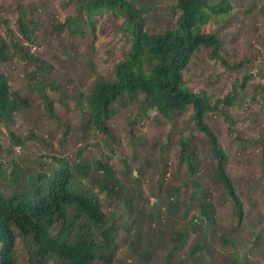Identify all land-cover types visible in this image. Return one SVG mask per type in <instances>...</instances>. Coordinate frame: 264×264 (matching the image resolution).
<instances>
[{
    "label": "trees",
    "instance_id": "1",
    "mask_svg": "<svg viewBox=\"0 0 264 264\" xmlns=\"http://www.w3.org/2000/svg\"><path fill=\"white\" fill-rule=\"evenodd\" d=\"M142 1H65L66 6L75 3V8L74 14L67 16L61 26L78 37L85 35V26H90V32L94 34L96 18L107 14L113 19H123L121 27L130 36L129 49L113 66V79L99 74L91 83L88 94L78 93L82 99L79 108L86 116L87 129L104 138L111 137L113 129L109 121L117 104H137L136 115L129 123L132 126L138 117L151 118L148 114L151 110L155 112L154 117L166 123L191 110L192 130L194 128L206 136V143L217 161L213 184L220 186L235 206L234 223L226 233L224 228L217 227L218 209L208 195L213 188H203L193 182L199 173L196 150H191L193 131L185 139L180 137L176 143L174 157L177 168L185 170L184 175L179 179L176 176L166 179L169 165L162 162L156 177L151 179L155 193L148 198H141L133 189L143 181L140 173L136 179L131 178L128 181L131 185H128L126 180L123 182L116 178V172L108 162L69 164L66 160L47 156V153L32 155L25 149V155H32L31 160H26V157L20 160L26 166L24 169L15 162L9 178L10 191L0 189V264H14L13 256L17 250L22 251L25 264H119L116 262L117 253L123 247L128 264H213L217 249L209 245V238L217 240L221 251L227 250L218 264L250 263L242 258L247 253L242 239L248 231L247 222H244V203L227 171L229 156L206 121L210 113H224L222 102L226 106L240 105L237 102L239 93L234 88V94L229 93L224 99L212 102L206 89L198 92L190 89L184 79V71L201 49L228 69L247 70L251 64V71L255 70L257 64L254 59L259 55L264 60V0H175V3L165 6L168 13L156 20L169 23L162 31L147 28L146 23L148 16L153 18L163 9L157 5L161 0ZM14 2L19 12L16 25L27 42L21 45L20 40L7 41L0 34V68L13 59L33 65L34 70L32 68L26 78L37 89L32 88L33 93H38L51 112L52 99L48 98L45 88L53 91L59 88L44 80L45 68L50 65L29 52V46L35 42L33 33L37 21L32 12L37 11V7L19 4L18 0ZM24 10H28L27 13ZM237 11L245 15L255 11L260 15L255 27L257 31L261 29L258 41L262 52L254 50L253 58H240L231 64L225 51L222 28L230 21H239ZM251 71H246L241 89L246 88L252 77L264 79V75L257 74L256 70ZM256 82L253 93L260 92L261 100L256 102L264 114V85L260 80ZM27 98L12 89L6 74L0 71L1 127L9 128L8 123L13 116L28 105ZM248 98L254 101L253 96ZM60 101L63 102L62 97ZM11 139L13 146H22L24 141L14 132ZM259 143L264 144V130ZM34 147V144L29 146ZM81 152V149L76 150L75 157L79 158ZM47 159L50 162H46ZM119 161L126 176H131L132 168L127 161L121 158ZM93 184L96 189H93ZM189 187L192 191L185 203L180 196ZM151 198L153 202L150 204L148 200ZM117 201L123 203L127 217L133 212L137 215L130 226L125 227L123 221H117V213L108 209L116 207ZM189 203L198 214L186 220L191 210ZM120 234L124 237L120 238ZM193 241L196 242L186 251ZM179 251L188 252L184 255V262L174 261Z\"/></svg>",
    "mask_w": 264,
    "mask_h": 264
},
{
    "label": "rangeland",
    "instance_id": "2",
    "mask_svg": "<svg viewBox=\"0 0 264 264\" xmlns=\"http://www.w3.org/2000/svg\"><path fill=\"white\" fill-rule=\"evenodd\" d=\"M65 1L18 0L19 4L30 5L32 8L37 7V11L32 12L34 20L37 21L33 33L35 42L33 46H29V52L38 57L42 63L50 65L45 68L44 80L58 87L59 90L53 91L45 88L48 98L52 99L50 113L38 93H33L32 88L37 90L35 85H32L26 78L27 73L32 68L34 70L33 65L13 59L1 66L0 71L6 74L11 88L17 90L23 97H28V105L23 108V111L13 116L12 121L8 123L9 128L1 127L3 124L0 123V189L10 191L9 178L15 162H18L24 169L26 168L24 162H20L22 158L26 157V160L27 158L31 160L32 155L47 153V156L57 157L60 161L66 160L69 164L76 162L94 165L97 161L108 162L116 172V178L123 182L126 180L128 185H131L128 181L131 178L136 179L140 173L143 175V181L139 187L133 189L139 193L141 198H148L155 193L151 179L156 177V172L162 162L166 161L169 165L166 179L174 176L179 179L184 175L185 170L181 167L177 168L174 157L176 143L180 137L185 139L193 131L191 150H196V165L199 170L193 182L203 188H213L208 195L213 206L218 209L216 225L224 228L226 233L235 221L233 215L235 206L226 193L222 192L220 186L213 184V180H216L214 172L217 161L214 160L211 148L206 143V136L194 128L192 130L194 120L190 117L191 110L188 109L181 117L168 123L154 117L155 112L151 110L148 113L151 118L138 117L132 126L129 123L136 115L137 104L131 106L117 104L114 109L115 114L109 121L113 129L111 137L104 138L87 129L86 116L82 115L79 108L82 99L78 97V93L80 91L88 94L91 83L99 74L113 79V66L129 49L130 36L125 34L121 27L123 19H113L107 14L94 19V34L90 32V26H85L83 28L85 35L78 37L67 27L61 26L67 16L74 14L75 8V3L66 6ZM147 2L148 0L142 1V3ZM172 3H175V0L158 2L157 5L163 9L159 10L153 18L152 16L147 17V28L156 29V31L166 28L169 23L156 20L159 16L168 13V8L165 6ZM27 11L23 12L27 13ZM18 14L14 0H0V34L7 41L14 39L18 42L20 40L21 45H25L27 41L16 25ZM258 16L260 17L255 11L250 15L238 12L239 21H230L222 28L225 51L231 64L240 58H253L254 50L262 52L258 41V33L261 29L257 31L255 27L259 21ZM255 60L256 73L264 75L263 58L258 55ZM248 67L247 70L246 68L228 69L201 49L184 71V79L190 89L195 92L206 89L212 102L219 98L224 99L229 93L234 94V88L239 93L237 102H240V105L226 106L222 102L221 107L224 113L220 111L210 113L206 121L214 129L222 148L229 156L227 171L233 180L237 194L244 203L245 219L249 217L261 223L262 220L259 218L264 217V144L261 145L259 139L264 130V114L259 103L256 102L257 99L261 100L260 92L253 93V86L257 80L258 83L260 80L264 85V79L260 76L258 79L257 76L252 77L247 82L246 88L241 89L247 72L252 69L251 64ZM248 96H253L254 101L251 102ZM61 97L63 102L60 101ZM12 132L24 139L22 146L12 145ZM31 144L36 147L29 148ZM25 149H28L32 155L29 153L25 155ZM79 149L82 152L77 158L75 151ZM119 158L127 161L132 168L131 176H126ZM46 162L50 161L47 159ZM88 185L91 186L90 183ZM93 189H96L95 184H93ZM191 191L192 188L189 187L187 192L181 194L180 199L187 203ZM148 201L151 204L153 198ZM120 202L117 201L116 207L108 209L117 213V221H123L125 227L130 226L136 221L137 215L133 212L130 217H127L128 212L123 211V203ZM197 214V209L191 206L186 220L194 218ZM247 234L252 238L250 229ZM123 237L124 235L120 234V238ZM248 237L246 235L243 240L249 242ZM96 241L99 242L98 239ZM195 242L193 241L186 251ZM217 243V240L209 238V245L217 249L213 264H218L220 259L227 254V250L221 251ZM251 248L253 251L254 248ZM228 250L233 251V248L228 247ZM186 251H179L174 261L184 262V255L188 253ZM21 254L23 253L20 250L15 252L14 264H25L26 258ZM125 258H127V252L123 247L117 253L116 262L128 264ZM249 260L264 263V245L256 259L252 257ZM190 264L198 263L191 262Z\"/></svg>",
    "mask_w": 264,
    "mask_h": 264
},
{
    "label": "crops",
    "instance_id": "3",
    "mask_svg": "<svg viewBox=\"0 0 264 264\" xmlns=\"http://www.w3.org/2000/svg\"><path fill=\"white\" fill-rule=\"evenodd\" d=\"M259 218V216H258ZM262 220L261 223H258L257 220H252L248 217V219H245L247 224H246V227L248 229L251 230L252 234H250V236L253 238H250L248 237V234H247V237L249 238V242H245L243 239L242 241V245H244L245 247H247V253H244V257H241L242 258H245L247 259L248 262H250L249 258H252L254 257L256 259V256H258L261 252H262V247L264 245V217H261L259 218ZM250 244V246H249ZM253 247V251H252V248ZM242 261H244L243 259H241ZM241 261V263H242ZM250 263H253V262H250ZM249 263V264H250ZM256 264H264V263H257V260L254 262Z\"/></svg>",
    "mask_w": 264,
    "mask_h": 264
},
{
    "label": "clouds",
    "instance_id": "4",
    "mask_svg": "<svg viewBox=\"0 0 264 264\" xmlns=\"http://www.w3.org/2000/svg\"><path fill=\"white\" fill-rule=\"evenodd\" d=\"M51 113V112H50ZM51 115V114H50Z\"/></svg>",
    "mask_w": 264,
    "mask_h": 264
}]
</instances>
